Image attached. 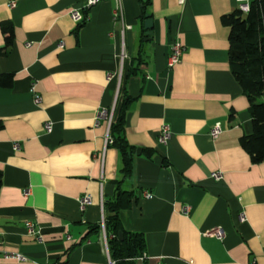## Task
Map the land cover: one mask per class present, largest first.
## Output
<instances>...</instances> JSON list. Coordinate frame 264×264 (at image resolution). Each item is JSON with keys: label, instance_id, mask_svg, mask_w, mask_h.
<instances>
[{"label": "crops", "instance_id": "1", "mask_svg": "<svg viewBox=\"0 0 264 264\" xmlns=\"http://www.w3.org/2000/svg\"><path fill=\"white\" fill-rule=\"evenodd\" d=\"M88 1L0 0V74H14L0 86V264H108L101 221L122 174L107 135L134 62L125 136L136 154L122 186L135 198L120 214L124 227L144 234L148 264H264V161L241 144L253 132L250 102L222 22L239 0H152L148 29L138 0ZM73 8L88 16L80 28ZM4 23L14 29L7 50ZM175 41L184 52L170 67ZM85 194L92 203L82 211ZM218 227L222 239L210 233ZM17 253L26 260L7 256Z\"/></svg>", "mask_w": 264, "mask_h": 264}, {"label": "trees", "instance_id": "2", "mask_svg": "<svg viewBox=\"0 0 264 264\" xmlns=\"http://www.w3.org/2000/svg\"><path fill=\"white\" fill-rule=\"evenodd\" d=\"M141 6L140 22L144 25L151 17L149 6L152 0H138ZM86 21L79 24L83 26ZM222 22L230 27L229 60L231 70L249 99V111L253 122V132L241 137L242 146L250 153L253 162L264 161V0H251L250 10L243 12L239 8L222 16ZM6 35L4 48L13 43L14 29L11 23L2 26ZM126 73L123 68L119 99L110 125L111 145L121 155V178L116 181L115 196L106 201L110 214L105 218V229L111 257L117 264H148L147 258L141 260L146 251V238L143 233L127 230L121 220V212L130 208L135 198V191L123 188V183L131 177L134 167L136 147L125 136L126 113L132 98L125 93V79L137 73L140 62ZM14 74L1 73L0 86H11ZM1 126V124H0ZM148 155L152 150H147ZM3 185V171L0 168V190ZM101 227V225H99ZM123 232V237L119 232Z\"/></svg>", "mask_w": 264, "mask_h": 264}, {"label": "built area", "instance_id": "3", "mask_svg": "<svg viewBox=\"0 0 264 264\" xmlns=\"http://www.w3.org/2000/svg\"><path fill=\"white\" fill-rule=\"evenodd\" d=\"M99 1L100 0H89L87 2V4L85 5V8L90 7L91 5H93ZM12 4H14V3H12ZM250 5H251V0H239L238 8L246 13L250 10ZM71 16L76 22H83V21H86L88 19V16L82 12L81 8H73L71 10ZM183 52H184V45L179 41H175L171 46V52H170V56H169V66L170 67L175 65L176 63H178L180 61ZM120 56H121L122 62H124V60L127 58V53L125 51L124 45H123ZM119 90H120V87H119ZM34 100L36 103H39L41 101V96L36 93L34 95ZM105 115H106V110H101L99 112L98 118H101ZM112 120H113V116L111 115L110 120H109L110 125H111ZM45 128L48 132H50L53 128L52 123L47 122L45 125ZM170 132H171L170 126L168 124H165L161 130L159 141L161 143H166L170 137ZM221 132H222V128H221L220 123H217L211 129V135L213 137H217ZM107 136H108L107 141L109 143H111L113 140L110 136V132ZM15 147L18 148L19 147L18 144H16ZM211 176L215 179L222 178V174L218 171L212 172ZM28 193H29V191L27 190L26 194H28ZM144 195H145V197H151L152 193L150 191H145ZM91 203H92V199H91L90 194H85V195L79 197L80 210L84 211L86 209V207ZM183 211L185 213H189L190 212V206H185L183 208ZM240 219L241 220L245 219V213L244 212L240 214ZM26 224H27V229L29 232H32V233H38L39 232V230L36 228V225L33 221H27ZM101 225L103 227V230L106 231V229H105V218L104 217L102 218ZM210 233L216 235L217 237H219L221 239L225 235L224 230L222 228H219V227L210 231ZM105 242L107 244V251H108V264H117L116 261L111 257L110 251L108 249V238L106 236H105ZM7 256L15 257L19 260H26V257L22 254H19V253L13 254V255H7ZM144 258H147L146 252H144L143 256L140 259L143 260ZM160 264H162V263H160Z\"/></svg>", "mask_w": 264, "mask_h": 264}, {"label": "water", "instance_id": "4", "mask_svg": "<svg viewBox=\"0 0 264 264\" xmlns=\"http://www.w3.org/2000/svg\"><path fill=\"white\" fill-rule=\"evenodd\" d=\"M152 26H153V19H152V18H148V19H146V20H145V28L148 29V28H151ZM140 151H141V150L138 149L137 152L140 153ZM119 234H120L121 237H123V232H122V231H120Z\"/></svg>", "mask_w": 264, "mask_h": 264}]
</instances>
